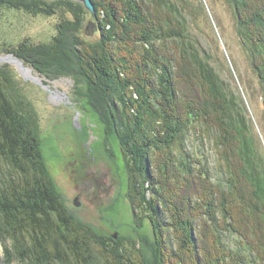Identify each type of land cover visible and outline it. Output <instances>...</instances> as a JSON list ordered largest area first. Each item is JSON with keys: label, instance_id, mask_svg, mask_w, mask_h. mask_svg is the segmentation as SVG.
<instances>
[{"label": "trees", "instance_id": "16d2710c", "mask_svg": "<svg viewBox=\"0 0 264 264\" xmlns=\"http://www.w3.org/2000/svg\"><path fill=\"white\" fill-rule=\"evenodd\" d=\"M172 1L93 0L95 14L72 0L22 1L21 8L33 13L52 15L67 4L75 13L72 21L63 18L69 27L64 42L56 36L52 45L23 43L22 57L39 71L53 66L59 74L79 73L90 83V104L120 141L136 222L148 217L154 239L127 240L126 246L123 238L105 236L73 215L47 165L36 112L6 65L0 67V158L8 166L0 170L5 263L109 264L96 253L98 246L118 264H168L165 251L174 253L178 264H264V245L258 247L234 214L244 198L231 153L237 152L242 163L237 172L254 189L263 225L264 164L253 152L236 96L210 53L189 39L186 0ZM228 1L264 94V0ZM6 2L12 3L0 0ZM13 2L20 7L19 0ZM86 19H96L91 27L96 25L99 39L79 34ZM177 39L182 56L168 45ZM56 40L63 48L59 55ZM198 128H216L226 181H214L208 165L187 150V139ZM228 146L231 153L224 152ZM191 178L196 195L187 186ZM235 234L240 240L234 249L224 235Z\"/></svg>", "mask_w": 264, "mask_h": 264}, {"label": "rangeland", "instance_id": "374dc122", "mask_svg": "<svg viewBox=\"0 0 264 264\" xmlns=\"http://www.w3.org/2000/svg\"><path fill=\"white\" fill-rule=\"evenodd\" d=\"M13 1L3 5L0 3V67L8 65V70L16 78L21 91L36 112L45 159L66 205L76 218L92 225L105 236L123 238L126 246L127 240L132 243L143 241L144 236L153 240L154 228L151 220L144 217L139 223L136 222L135 210L128 194V176L120 141L110 128L109 133L106 131L105 120L90 104L91 99L87 92L90 83L79 73V76L59 74L53 66L39 71L22 57L23 43L33 46L52 45L56 36L64 39V42L65 30L68 31L69 27L63 26V18L72 21L76 18L75 13L68 7L69 4L63 5L52 15L33 13L21 8L24 0H19L20 7ZM40 1L43 0H35L34 4L37 5ZM72 1L82 3L88 10L83 2ZM26 2H31L32 5V0ZM172 2L178 5L176 1ZM185 2L188 8L184 13L189 19V39L202 52L210 53L217 72L227 82V88L236 96L240 110L246 117V132L251 137L253 152L259 164L263 165L264 94L259 77L253 71L239 39L231 5L228 0ZM94 21L96 19H86L81 24L79 34L83 38H100L96 25L91 27L92 23L96 24ZM173 22L174 27L179 29L178 21ZM56 44L54 52L59 55V48H63L58 41ZM168 45L170 49L173 48V52L176 51L182 56L181 40L170 41ZM18 49L20 55L17 53ZM178 59H181L179 55ZM26 69L31 73H26ZM195 74L197 75L196 72ZM188 87L190 85H187ZM190 89L196 93L194 87ZM209 112L213 115V111ZM215 129L192 130L186 148L203 165H208L214 181L220 177L226 181L228 173L225 160L216 144ZM229 148L231 147L225 148L224 152H229ZM236 153L233 151L231 154L234 158L237 190L241 198H244V204L238 202L234 214L260 248V245H264V225L257 208L259 201L254 189L237 172L242 163ZM199 161H194L193 165L200 164L201 167ZM7 167L5 161L0 158V170H8ZM187 186L192 191L191 194L199 193L192 178ZM249 207L253 210L249 211ZM224 237L232 248L239 246L240 238L237 234ZM96 249L104 263L118 264L113 257L101 253L98 246ZM144 252L150 259V252L146 249ZM165 252L168 264H178L174 253ZM132 254L134 258L135 255L133 252ZM4 260L3 245L0 242V264H7ZM11 264L25 263L13 261Z\"/></svg>", "mask_w": 264, "mask_h": 264}, {"label": "water", "instance_id": "95a60500", "mask_svg": "<svg viewBox=\"0 0 264 264\" xmlns=\"http://www.w3.org/2000/svg\"><path fill=\"white\" fill-rule=\"evenodd\" d=\"M77 1L83 2L88 10H90L92 13H95L96 8L92 0H77Z\"/></svg>", "mask_w": 264, "mask_h": 264}, {"label": "bare ground", "instance_id": "6f19581e", "mask_svg": "<svg viewBox=\"0 0 264 264\" xmlns=\"http://www.w3.org/2000/svg\"><path fill=\"white\" fill-rule=\"evenodd\" d=\"M25 72L28 73V74L31 73V71H30L29 69H26ZM192 99H193V98H192ZM197 105H198V104H197ZM206 254H207V253H206Z\"/></svg>", "mask_w": 264, "mask_h": 264}]
</instances>
